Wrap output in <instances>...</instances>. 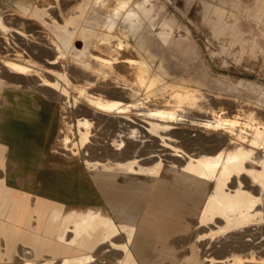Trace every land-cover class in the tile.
I'll return each instance as SVG.
<instances>
[{
    "label": "rangeland",
    "instance_id": "obj_1",
    "mask_svg": "<svg viewBox=\"0 0 264 264\" xmlns=\"http://www.w3.org/2000/svg\"><path fill=\"white\" fill-rule=\"evenodd\" d=\"M83 1L0 0V38H2L0 39V49H2V51L0 50V63L4 64L2 66L0 64V103L4 101V96L6 100L5 105L0 108L3 115L0 120V131L3 134L8 129L7 127L11 125L10 121H13V123L16 120L24 121V114L29 113L28 110H30V114L38 116L37 120L41 121L46 127L37 134V143L30 149L27 147L21 150L11 148V155L13 158L29 160L31 163H35L37 159H42L45 165L42 168L44 173L41 175L42 188L44 189L39 191L38 194L52 192L54 188L55 195L60 196L59 216L56 214L55 220L51 216V211L54 205L55 208L58 206L57 202L53 203L47 198L38 196L37 206L32 209L27 204L28 202L23 200V209H20L12 217L13 220H18L19 224L18 226L17 224H11L17 227L22 226V232L18 233L15 229L8 230V224H5L1 230L7 240L5 247L0 245V264H71L74 257L79 258L77 264H236V261L243 259L244 256L234 255V253H250L251 250L264 252V190L260 186L261 183L253 184L249 176L264 173V0H149L146 2V7L150 9V13L147 15L137 8L140 10L141 20L136 19L138 28L133 30L129 28L130 25L127 26V11L120 12L117 15L113 11L103 12L101 5H95L94 0H89L90 9L87 21L82 22L80 19L78 23L76 22V28L72 27L71 22H68L70 20L69 16H73L78 9H76L77 4ZM117 1L119 0H105V2ZM139 1L141 0H124V2L132 3V6L126 5L125 7H136V2ZM109 9H111V6ZM12 16L15 17V20ZM18 18L22 22H17L19 21ZM108 21L115 22L117 27L125 25V30L120 32L116 30L110 32L109 30L108 33L107 29L103 28ZM11 22L18 24H12ZM67 26L70 29L68 33L64 31ZM43 27L44 32H42ZM163 35L168 38L167 41L163 39ZM3 36L7 39L5 38V40ZM146 40L149 41L150 48H140L138 42H145ZM121 42L124 43L122 46L119 44ZM97 47L104 50L114 47L118 54L112 59L96 58L95 54H100V51L96 49ZM40 49L42 52H40ZM102 53L111 55L106 51ZM121 56L127 61L126 65L130 70L129 72L122 65L120 66L121 69L115 65L117 62L120 63L124 60ZM103 63L109 65L105 66ZM113 65L115 66L113 67ZM4 66L8 68L6 67L5 70ZM109 66L112 67L111 70H109ZM15 71H18L19 74L17 75ZM125 71L127 75H125ZM13 74H16V77ZM140 74L144 76V79L141 80ZM8 77L10 78L8 79ZM99 78L101 79L99 80ZM152 78H158L159 82L150 85L149 82L152 81ZM185 79L191 80L192 84L184 83ZM2 80H6L4 83L7 82V84H4ZM196 85L201 89L197 90ZM119 87L129 88V92L132 94L128 93L127 89ZM178 90L181 91L179 93L174 92ZM183 91H185L184 94ZM125 92L130 96H124L123 93ZM193 94H197V96ZM117 95L122 98L116 99ZM131 95L135 96L132 97ZM176 99L179 100L176 101ZM33 100H35V104ZM147 100L149 104H146L148 103ZM136 101H139L138 104H140L138 105ZM197 101L200 103L199 105ZM119 104L122 107H118ZM136 105L138 106L136 107ZM164 105H167V107ZM173 105L176 107L173 108ZM189 105H191L190 108ZM9 106H13L12 111L9 110ZM145 106L148 108H144ZM220 110L223 112H220ZM249 112L255 118L252 123L251 121L243 122L245 119H242L244 116L240 113ZM12 115L13 117H11ZM175 115H177V118H175ZM209 116L212 117L211 120ZM222 116L227 117V120L223 119ZM228 116L237 120L232 123ZM126 120H129V122ZM138 120L140 121L138 122ZM148 121L158 127L151 126V124L149 126ZM211 121H215L216 124L221 122L222 125L219 124L218 129L214 131L216 124ZM126 124L127 127L122 126ZM129 124L131 127H129ZM223 125L224 129L222 128ZM219 126L223 130H219ZM169 130L173 132L170 131L171 135ZM164 131H167V134ZM234 132H238V134H234ZM240 132L243 134L240 135ZM223 134L225 135L223 136ZM218 136L219 140H217ZM226 136L227 140L230 136L228 145L233 143L231 141H234L233 147H231L232 144L230 148L228 147L227 141H225ZM233 136L234 138L237 137L238 142L242 141L240 143L236 141V145ZM2 137H5V135L3 134ZM223 137L225 140L221 141ZM208 138L210 139L208 140ZM116 139H119V141ZM146 141L147 145H145ZM117 146L119 148L115 149ZM147 147L150 151L147 150ZM254 147H257L258 151H255ZM4 148V145L0 143V158L3 157ZM106 148H108L107 151ZM109 150L110 152H108ZM237 151L240 154L242 153V156L239 159H233L234 155L238 153ZM115 154H118V158L114 156ZM211 156L213 157L211 158ZM104 159L106 160L104 161ZM252 160H255L254 163H252ZM181 161L184 165H179ZM49 162L59 165L60 170L52 174L51 168L48 167ZM181 166H183V169ZM212 166L215 168L213 169ZM28 169L34 171L36 168L29 167ZM195 170L206 174L202 175L203 177L196 178V175H194L196 174ZM216 172L218 176L215 174ZM178 174L181 176H177ZM211 174L212 176H210ZM166 175L168 178L165 177ZM245 175H248V177ZM65 176L75 178L79 183L85 184V188L89 191L92 189L91 191L95 193L99 202L98 207L100 209L106 208L108 213H111V221H115L112 226L107 225L103 228L100 227V225H103L102 223L91 221L90 211L92 210L90 206L87 210L81 208L82 210L79 209L75 213L76 208H73V206L76 203H67L62 197L66 191L56 189L53 185ZM108 180L109 182H107ZM140 181L144 183L141 185V183H138ZM131 183L138 191H135L138 200L137 207L131 215L132 219L130 217L129 220L123 221L119 215L122 206H115L111 203L110 195L112 193L109 191L116 184L130 185ZM180 183L186 189L183 194L179 190ZM192 183H196L197 186ZM198 184L201 187H198ZM49 186H52V188L50 189ZM227 186L230 188H226ZM204 187H208L209 190ZM191 188L193 189L192 192H190ZM248 188H251V190ZM83 191L80 192L82 196L84 195ZM226 191L229 192V196L225 194ZM189 194L190 197L187 198ZM213 196L215 199H213ZM221 197H223L222 202L220 201ZM226 197L230 200L227 201ZM207 198L208 201L210 200L209 203H207ZM232 198L233 200H231ZM224 199L226 204H223ZM237 199L239 201L242 199L246 204L253 200L252 206L263 211L262 220L259 215L254 216L244 213V205H234V203H237L235 202ZM211 200H215V204L219 202L216 208L212 210L210 207ZM155 202L160 204L156 209ZM204 209H208L207 212ZM229 212L233 213L230 217L236 218V221H234L236 223L232 228L228 229L227 227L226 230H223L225 227L221 229L219 226L225 224L224 218H230L226 214ZM204 214H217L222 217L216 216L213 221H205ZM225 215L226 217H224ZM187 217L190 222L189 226L186 224ZM182 218L185 219L184 230L181 229ZM34 219L36 224L33 223ZM81 219L84 220L83 225L87 229L83 238L79 236L80 232L76 230V222ZM242 220H249L252 223L243 225L244 223H240ZM25 225L26 228H24ZM141 227L142 229H140ZM28 231H35L42 236L46 235L51 241L43 248L42 241H29L26 236ZM96 232L97 234L99 232L98 235L96 234L97 236L95 235ZM7 233L10 234V239L7 238ZM144 233L147 234V237L142 239L141 236ZM86 235H90V237ZM100 235H102L104 241ZM238 235L243 237L242 241L244 240L243 245L240 243V250L235 249V244L237 245L236 236ZM20 237L23 244L31 247L26 249V246L20 248V246L12 245ZM87 238L88 240L89 238L93 239L88 242ZM90 243H92V246ZM122 251L124 252L122 253ZM106 253L107 255H105ZM149 253L151 255H148ZM223 257L229 258L223 262H218ZM246 259H249V257H246Z\"/></svg>",
    "mask_w": 264,
    "mask_h": 264
},
{
    "label": "bare ground",
    "instance_id": "obj_2",
    "mask_svg": "<svg viewBox=\"0 0 264 264\" xmlns=\"http://www.w3.org/2000/svg\"><path fill=\"white\" fill-rule=\"evenodd\" d=\"M102 1L103 2H105V0H94V2L96 3V4H101L102 3ZM119 1H121V2H119ZM119 1H117L116 3H119V5H122V3L123 4H125V6L126 5H130V6H132V3L131 2H124V0H119ZM147 1H149V0H141V1H139V2H144V3H142L141 4V6H140V8H141V10H143V11H145V12H147L148 10H150V9H148L147 7H146V2ZM109 4H110V2H109ZM103 8V7H102ZM4 9V8H3ZM104 11V10H103ZM13 12V11H12ZM102 12V11H101ZM10 14H12L11 12H9ZM8 13V14H9ZM119 14V13H118ZM4 15V14H3ZM6 16V15H5ZM9 16V15H8ZM16 16V15H15ZM18 16V15H17ZM16 16V17H17ZM20 16V15H19ZM18 16V17H19ZM13 18H14V20H15V17L14 16H12ZM21 17V16H20ZM66 17H68V16H66ZM6 18V17H5ZM4 18V19H5ZM8 18H10V17H8ZM66 19V18H65ZM8 20V19H7ZM13 20V21H14ZM18 20L19 21H17V22H20L21 20L18 18ZM25 21H26V19H24ZM30 20V19H29ZM9 21V20H8ZM12 21V20H11ZM32 21V20H31ZM35 21V20H34ZM22 22V21H21ZM6 23V22H5ZM8 23V22H7ZM10 23V22H9ZM12 23V22H11ZM38 23V22H37ZM12 24H18V23H12ZM34 24V23H33ZM32 24V25H33ZM9 25V24H8ZM14 26V25H13ZM17 26H19V25H17ZM34 26V25H33ZM38 26H40V25H38ZM32 27V26H31ZM41 27V26H40ZM18 28V27H17ZM22 28H23V26H22ZM30 28V27H29ZM24 29H26V28H24ZM44 30V27H43V29H42V32H44L43 31ZM1 31V30H0ZM3 31H5V30H3ZM38 31V30H37ZM15 32H17V31H15ZM12 33H13V31H12ZM8 34V33H7ZM10 34V33H9ZM45 34V33H44ZM45 36H47L46 34H45ZM2 37V36H1ZM4 37V39L6 38L5 36H3ZM16 37V36H15ZM20 37H21V35H20ZM51 37V36H50ZM55 37V36H54ZM10 38V37H9ZM8 38V39H9ZM12 38V37H11ZM47 38H48V36H47ZM0 39H2V38H0ZM7 39V38H6ZM5 39V40H6ZM14 39V38H13ZM12 39V40H13ZM108 39V38H107ZM4 40V41H5ZM17 40V39H16ZM52 40V39H51ZM54 40H56V39H54ZM3 41V42H4ZM106 41V40H105ZM1 42V41H0ZM6 42V41H5ZM4 42V43H5ZM20 42V41H19ZM24 42V41H23ZM7 43V42H6ZM9 43V42H8ZM1 44H3V43H1ZM49 44V43H48ZM52 45H53V43H51ZM120 44V46H122V44H124L123 42H121V43H119ZM10 45V44H9ZM21 45V44H20ZM101 45V44H100ZM104 46V45H103ZM1 48H2V45H1ZM4 48V47H3ZM124 48V47H123ZM10 49V48H9ZM98 51H100V54L99 53H97V54H95V56H96V58H114L118 53H116V49L113 47V48H111V49H107V50H104V49H100V48H96ZM1 51H2V49H0ZM29 50V49H28ZM104 51H106V52H109V53H111V55H104L105 53H102V52H104ZM32 52V51H31ZM40 52H42L41 51V49H40ZM157 52V51H156ZM30 53V52H29ZM158 53V52H157ZM34 55V54H33ZM44 55V54H43ZM55 55V54H54ZM6 56V55H5ZM46 56V55H45ZM125 57V56H124ZM130 57V56H129ZM154 57V56H153ZM9 58V57H8ZM40 58V57H39ZM55 58V57H54ZM121 58H123V56H121ZM110 59V60H111ZM120 59V58H119ZM119 59H118V61H119ZM124 59V58H123ZM128 60V59H127ZM1 61V60H0ZM101 61V60H100ZM112 61V60H111ZM121 61V60H120ZM164 61H165V59H164ZM93 62V61H92ZM126 60L124 59L122 62H117L115 65L117 66V68L118 67H120L121 65H122V67L126 70V71H130L129 70V68L127 67V65H126ZM142 62V61H141ZM61 63V62H60ZM70 63V62H69ZM112 63V62H111ZM1 64V66H2V64L3 63H0ZM48 64V63H47ZM99 64H101V63H99ZM104 64V63H103ZM106 64V63H105ZM104 64V65H105ZM4 65V64H3ZM23 65V64H22ZM58 65V64H57ZM60 65V64H59ZM102 65V64H101ZM109 65V64H108ZM108 65H105V66H108ZM115 65H113V67L115 66ZM0 66V67H1ZM53 66H54V64H53ZM96 66V65H95ZM104 66V67H105ZM111 66V65H110ZM110 66H109V68H110ZM7 66H4V69L6 68ZM98 67V66H97ZM102 67V66H101ZM100 67V68H101ZM8 68V67H7ZM10 68H11V66H10ZM16 68V67H15ZM23 68V67H22ZM69 68V67H68ZM108 68V67H107ZM112 68V67H111ZM111 68L109 69V70H111ZM116 68V67H115ZM12 69H14V68H12ZM17 69V68H16ZM71 69V68H70ZM69 69V70H70ZM80 69V68H79ZM103 69V68H102ZM106 69V68H105ZM120 69H121V67H120ZM132 69V68H131ZM6 70V69H5ZM4 70V71H5ZM99 70V69H98ZM113 71H114V68L112 69ZM1 71H2V68H1ZM3 71V72H4ZM9 71V70H8ZM74 71V70H73ZM78 71V70H77ZM93 71V70H92ZM117 71V70H116ZM126 71H125V73H126ZM134 71V70H133ZM139 71V70H138ZM16 72V71H15ZM18 72V71H17ZM16 72V74L18 75L19 74V72L17 73ZM76 72V71H75ZM81 73H82V71H80ZM98 72V71H97ZM120 72V71H119ZM122 72V71H121ZM5 73H7V72H5ZM10 73H11V71H10ZM9 73V74H10ZM72 73V72H71ZM77 73V72H76ZM75 73V74H76ZM114 73V72H113ZM12 74V73H11ZM16 74H13V75H15V77H16ZM92 74V73H91ZM1 75H2V73H1ZM12 75V76H13ZM74 75V74H73ZM95 75V74H94ZM100 75V74H99ZM125 75H127V73L125 74ZM133 75V74H132ZM7 76H8V74H7ZM32 76V75H31ZM30 76V77H31ZM77 76V75H76ZM85 76V75H84ZM87 76V75H86ZM97 76V75H96ZM102 76V75H101ZM113 76V75H112ZM130 76V75H129ZM128 76V77H129ZM140 76V78H141V80L142 79H144V76L143 75H139ZM5 77V76H4ZM19 78H20V75L18 76ZM17 77V78H18ZM103 77V76H102ZM101 77V78H102ZM105 77V76H104ZM120 77V76H119ZM123 77V76H122ZM7 78V77H6ZM10 77H8V79H9ZM13 78V77H12ZM78 78V77H77ZM81 78H82V76H81ZM94 78V77H93ZM101 78H99V80L101 79ZM172 78H173V76H172ZM83 79H85V78H83ZM91 79H92V77H91ZM104 79V78H103ZM107 79V78H106ZM113 79V78H112ZM131 79H133V78H131ZM136 79V78H135ZM134 79V80H135ZM12 80V79H11ZM114 80V79H113ZM126 80V79H125ZM140 80V81H141ZM182 80V79H181ZM3 81V80H2ZM1 81V82H2ZM4 81H6V80H4ZM4 81H3V83H4ZM10 81V80H9ZM9 81H8V83H9ZM13 81V80H12ZM25 81V80H24ZM29 81V80H28ZM80 81H82V80H80ZM111 81V80H110ZM118 81V80H117ZM18 82V81H17ZM30 82V81H29ZM76 82V81H75ZM84 82V81H83ZM120 82V81H119ZM118 82V83H119ZM136 82V81H135ZM157 82H159V79L157 78H155V79H153L152 78V81H150L149 82V84L150 85H154V83H157ZM32 83V82H31ZM34 83V82H33ZM37 83V82H36ZM143 83V82H142ZM184 83H187V84H191V82H186V81H184ZM4 84H7V82L6 83H4ZM3 84V85H4ZM11 84V83H10ZM29 84V83H28ZM38 84V83H37ZM88 84V83H87ZM99 84H101V83H99ZM124 84V83H123ZM118 85V84H117ZM137 85V84H136ZM172 85V84H171ZM41 86V85H40ZM43 86V85H42ZM111 86V85H110ZM125 86H126V84H125ZM147 86V85H146ZM164 86V85H163ZM47 87V86H46ZM103 87V86H102ZM150 87V86H149ZM196 87V89L197 90H199V89H201L200 87H198V86H195ZM49 88V87H48ZM98 88V87H97ZM111 88V87H110ZM119 88H122V87H119ZM135 88V87H134ZM133 88V89H134ZM165 88V87H164ZM52 89V88H51ZM102 89V88H101ZM117 89V88H116ZM122 89H127L128 90V93H131V92H129V88H122ZM121 89V90H122ZM136 89V88H135ZM182 89V88H181ZM43 90H45V89H43ZM56 90V89H55ZM54 90V91H55ZM94 90V89H93ZM166 90V89H165ZM52 92H53V90H51ZM95 91V90H94ZM102 91V90H101ZM123 91V90H122ZM125 91V90H124ZM139 91V90H138ZM143 91H144V86H143ZM156 91V90H155ZM161 91H163V89H161ZM181 90H178V91H174L175 93H179ZM133 92V91H132ZM158 92V91H157ZM56 93V92H55ZM96 93H98V92H96ZM114 93V92H113ZM113 93H111V94H113ZM126 93V92H125ZM123 93L124 94V96L125 95H129L128 93ZM144 93V92H143ZM156 93V92H155ZM154 93V94H155ZM170 93V92H169ZM185 93V91H183V94ZM53 94V93H52ZM57 94V93H56ZM115 94V93H114ZM122 94V95H123ZM132 94V93H131ZM139 94V93H138ZM157 94V93H156ZM162 94H163V92H162ZM171 94V93H170ZM209 94V93H208ZM47 95V94H46ZM58 95H60V94H58ZM116 95V94H115ZM141 95V94H140ZM152 95V94H151ZM169 95V94H168ZM172 95V94H171ZM189 95V94H188ZM194 96H197V94H193ZM118 96V95H117ZM120 96H121V94H120ZM120 96H118L116 99H118ZM130 96V95H129ZM132 97L133 96H135V95H131ZM212 96V95H211ZM128 97V96H127ZM145 97V96H144ZM162 97V96H161ZM208 97V96H207ZM63 98V97H62ZM122 97H120V99H121ZM131 98V97H130ZM140 98V97H139ZM166 98V97H165ZM164 98V99H165ZM169 98V97H168ZM174 98V97H173ZM177 98V97H176ZM60 99V98H59ZM129 99V98H128ZM141 99V98H140ZM147 99V98H146ZM155 99V98H154ZM163 99V100H164ZM170 99H171V97H170ZM175 99V98H174ZM193 99V98H192ZM143 100V99H142ZM153 100V99H152ZM163 100H162V102H163ZM173 100V99H172ZM179 100V99H178ZM177 99H176V101H178ZM184 100V99H183ZM187 100V99H186ZM185 100V101H186ZM188 100H189V98H188ZM199 100V99H198ZM208 100V99H207ZM215 100V99H214ZM120 101V100H119ZM123 101V100H122ZM127 101V100H126ZM128 101H131V100H128ZM144 101H145V99H144ZM148 101V100H147ZM153 101H156V100H153ZM152 101V102H153ZM167 101H169V100H167ZM171 101V100H170ZM174 101V100H173ZM172 101V102H173ZM191 101V100H190ZM194 101V100H193ZM211 101V100H210ZM134 102V101H133ZM137 102V101H136ZM139 102V101H138ZM138 102H137V104H138ZM141 102V101H140ZM151 102V101H150ZM158 102V101H157ZM184 102V101H183ZM196 102V101H195ZM201 102V101H200ZM86 103V102H85ZM129 103V102H128ZM154 103V102H153ZM160 103V102H159ZM171 103V102H170ZM169 103V104H170ZM177 103V102H176ZM189 104H190V102H188ZM207 103V102H206ZM96 104V103H95ZM111 104V103H110ZM124 104H125V102H124ZM140 104V103H139ZM138 104V105H139ZM146 104H149V101H148V103H146ZM152 104V103H151ZM150 104V106H152ZM173 104H174V102H173ZM179 104V103H178ZM182 104V103H181ZM186 104V103H185ZM192 104H193V102H192ZM197 104L199 105L200 103H198V101H197ZM201 104H203V103H201ZM210 104V103H209ZM212 104V103H211ZM120 105V106H119ZM118 105V107H122L121 106V104H119ZM138 105H136V107L138 106ZM162 105H163V103H162ZM161 105V106H162ZM172 105V104H171ZM176 105V104H175ZM175 105H173V108H174V106ZM197 105V106H198ZM204 105H206V104H204ZM208 105V104H207ZM85 106V105H84ZM102 106V105H101ZM117 106V105H116ZM129 106V105H128ZM142 106V105H141ZM148 107H150L149 105H147ZM157 106V105H156ZM165 107H167V105H164ZM170 106V105H169ZM177 106V105H176ZM175 106V107H176ZM190 106L191 105H189L188 107L190 108ZM196 106V107H197ZM113 107H114V105H113ZM112 107V108H113ZM131 107V106H130ZM129 107V108H130ZM133 107V106H132ZM131 107V108H132ZM148 107H144V108H148ZM153 107H154V104H153ZM152 107V108H153ZM164 107V108H165ZM185 107H187V106H185ZM187 107V108H188ZM199 107V106H198ZM203 107V106H202ZM86 108V107H85ZM88 108V107H87ZM109 108V107H108ZM115 108V107H114ZM126 108H127V106H126ZM151 108V109H152ZM155 108V107H154ZM158 108V107H157ZM161 108V107H160ZM163 108V107H162ZM161 108V109H162ZM171 108H172V106H171ZM200 108V107H199ZM206 108V107H205ZM234 108V107H233ZM75 109V108H74ZM135 109V108H134ZM133 109V110H134ZM169 109V108H168ZM185 109V108H184ZM207 109H208V107H207ZM9 110H13V106H9ZM79 110V109H78ZM92 110V109H91ZM120 110L122 111V109L120 108ZM145 110H147V109H145ZM144 110V111H145ZM154 110V109H153ZM171 110H173V109H171ZM179 110V109H178ZM206 110V109H205ZM223 110H224V108H223ZM10 111V112H11ZM29 111V113L28 112H26L25 114H24V116H25V120L24 121H21V120H16L15 121V123H13V121H10L9 123L11 124L10 126H8L7 128L9 129V128H11V130H12V135H10V137H12V139H13V144H12V149H14V150H21L22 148H24V147H27L28 149H30L31 147H34V145L37 143V140H38V137H37V134H39L41 131H42V129L44 128V127H46L41 121H39V120H37V118H38V116L37 115H34V114H30L31 112H30V110H28ZM80 111H82V110H80ZM110 111V110H109ZM118 111V110H117ZM148 111H149V109H148ZM76 112V111H75ZM88 112V111H87ZM92 112V111H91ZM108 112V111H107ZM126 112V111H125ZM147 112V111H146ZM145 112V113H146ZM178 112V111H177ZM200 112V111H199ZM207 112V111H206ZM209 112V111H208ZM217 112V111H216ZM220 112H223V111H221L220 110ZM220 112H219V115H220ZM238 112V111H237ZM244 112V111H243ZM93 113V112H92ZM91 113V114H92ZM167 113V112H166ZM180 113V112H179ZM203 113V112H202ZM210 113V112H209ZM212 113V112H211ZM78 114V113H77ZM80 114V113H79ZM149 114V113H148ZM148 114H146L147 116H148ZM178 114V113H177ZM206 114V113H205ZM225 114V113H224ZM70 115V114H69ZM93 115V114H92ZM150 115V114H149ZM153 115V114H152ZM169 115V114H168ZM226 115V114H225ZM224 115V116H225ZM238 115V114H237ZM240 115H242V116H244L242 119H245V121H243V122H247V121H251V123H252V121H253V119L255 118L254 117V115L252 114V113H240ZM147 116H145V117H147ZM151 116V115H150ZM156 116H157V114H156ZM176 116V117H175ZM174 117L175 118H177V115H175ZM212 116V115H211ZM241 116V117H242ZM261 116V115H260ZM11 117H13V115L11 116ZM108 117V116H107ZM118 117V116H117ZM154 117V116H153ZM163 117V116H162ZM178 117H180V116H178ZM187 117V116H186ZM215 117V116H214ZM218 117H220V116H218ZM223 117V116H222ZM229 117V116H228ZM231 117V116H230ZM229 117V119H231V122L232 123H234L235 122V120H237V119H232V118H230ZM239 117V116H238ZM238 117H236V118H238ZM68 118V117H67ZM105 118V117H104ZM209 118H210V116H209ZM235 118V117H234ZM13 119V118H12ZM69 119V118H68ZM109 119V118H108ZM118 119V118H117ZM146 119V118H145ZM167 119V118H166ZM165 119V120H166ZM174 119V118H173ZM186 119V118H185ZM191 119V118H190ZM194 119V118H193ZM212 119V117L210 118V120ZM222 119V118H221ZM223 119H226L227 120V117L225 118V117H223ZM239 119H241V118H239ZM261 119V118H260ZM65 120V119H64ZM97 120H98V118H97ZM96 120V121H97ZM123 120V119H122ZM163 120V119H162ZM169 120V119H168ZM171 120V119H170ZM214 120V119H213ZM85 121H87V120H85ZM115 121V120H114ZM118 121V120H117ZM116 121V122H117ZM124 121V120H123ZM126 121H128L129 122V120H126ZM125 121V122H126ZM140 120H138V122H139ZM149 121H151V120H149ZM148 121V122H149ZM207 121H209V119H207ZM225 121V120H224ZM223 121V122H224ZM103 122V121H102ZM111 122H112V120H111ZM193 122H194V120H193ZM204 122V121H203ZM211 122H214V124H216L215 123V121H211ZM220 122V121H219ZM226 122H228V121H226ZM231 122L229 121V123H230V126H231ZM242 122V124H244ZM12 123H13V125H12ZM134 123H137V122H134ZM145 123V122H144ZM152 122H149V126H150V124H151ZM195 123V122H194ZM199 123V122H198ZM100 124V123H99ZM104 124V123H103ZM123 124V123H122ZM125 124V123H124ZM139 124V123H138ZM147 124V123H146ZM200 124V123H199ZM202 124V123H201ZM210 124V123H209ZM208 124V125H209ZM213 124V125H214ZM219 124H221V122L219 123ZM218 124V122H217V124H216V127L219 125ZM242 124L241 125H239L240 127L242 126ZM130 125V124H129ZM128 125V126H129ZM135 125V124H134ZM141 125V124H140ZM153 124H151V126H152ZM163 125V124H162ZM190 125H191V122H190ZM196 125V124H195ZM222 125V124H221ZM220 125V126H221ZM237 125V124H236ZM72 126V125H71ZM97 126V125H96ZM108 126V125H107ZM122 126H126L127 127V124L126 125H122ZM121 126V127H122ZM133 126V125H132ZM154 126V125H153ZM155 126H157V125H155ZM154 126V127H155ZM168 126V125H167ZM199 126V125H198ZM210 126H212V125H210ZM219 126V130H223L224 129V125H223V129H221V127ZM245 126V125H244ZM247 126V125H246ZM249 126V125H248ZM251 126H253V125H251ZM264 126V125H263ZM101 127H103L102 125H101ZM106 127V126H105ZM113 127V126H112ZM129 127H131V125L129 126ZM158 127V126H157ZM156 127V128H157ZM205 127V126H204ZM207 127V126H206ZM212 127H215V126H212ZM215 127V130L214 131H216V129H218V127L216 128ZM234 127V126H233ZM237 127V126H236ZM235 127V128H236ZM83 128V127H82ZM96 128V127H95ZM98 128V127H97ZM138 128V126L136 127V129ZM211 128V127H210ZM231 128H232V126H231ZM245 128V127H244ZM105 129V128H104ZM110 129V128H109ZM127 129V128H126ZM130 129V128H129ZM135 129V130H136ZM172 129H173V127H172ZM201 129V128H200ZM208 129V128H207ZM228 129V128H227ZM230 129V128H229ZM243 129V128H242ZM241 129V130H242ZM249 129H250V127H249ZM114 130V129H113ZM128 130V129H127ZM132 130H133V127H132ZM134 130V131H135ZM231 130V129H230ZM259 130V129H258ZM264 130V129H263ZM100 131V130H99ZM120 131H122L121 129H120ZM129 131V130H128ZM131 131V130H130ZM143 131V130H142ZM171 130H169V132H170ZM212 131V130H211ZM225 131H226V129H225ZM225 131H224V133H225ZM228 132H229V130H227ZM234 131H235V129H234ZM256 131V130H255ZM255 131H253V132H255ZM79 132V131H78ZM101 132V131H100ZM107 132V131H106ZM162 133H163V131H161ZM165 132V131H164ZM167 132V131H166ZM165 132V133H166ZM172 132V131H171ZM171 132H170V135H171ZM209 132V131H208ZM220 132V131H219ZM239 132V131H238ZM238 132L236 133V132H234V134L236 133V134H238ZM243 132H245V131H243ZM60 133H61V131H60ZM104 133V132H103ZM102 133V134H103ZM129 133V132H128ZM133 133V132H132ZM131 133V134H132ZM135 133V132H134ZM164 133V134H165ZM173 133V132H172ZM201 133V132H200ZM211 133V132H210ZM221 133H223V131H221ZM256 133V132H255ZM147 134V133H146ZM150 134V133H149ZM167 134V133H166ZM169 134V133H168ZM175 134V133H174ZM215 134H217V133H215ZM228 134V133H227ZM226 134V135H227ZM243 134V133H242ZM241 134V132H240V135H242ZM254 134V133H253ZM257 134V133H256ZM263 134V133H262ZM62 135V134H61ZM97 135V134H96ZM100 135V134H99ZM107 135H108V133H107ZM114 135V134H113ZM202 135V134H201ZM200 135V136H201ZM225 134H223V136H224ZM233 135V134H232ZM264 135V134H263ZM131 136H133V135H131ZM147 136V135H146ZM153 136H155V135H153ZM217 136V135H216ZM216 136H215V138H216ZM221 136V135H220ZM246 136V135H245ZM113 137V136H112ZM229 137L230 136H228V140H229ZM255 137V136H254ZM105 138V137H104ZM111 138V137H110ZM109 138V139H110ZM210 138H213V137H210ZM210 138H208V140L210 139ZM233 138H234V136H233ZM237 138V137H236ZM236 138H234L235 139V142L237 141L236 140ZM247 138H248V136H247ZM84 139V138H83ZM119 139H121V138H119ZM119 139H116L117 141H119ZM160 139V138H159ZM169 139V138H168ZM206 139V138H205ZM214 139V138H213ZM220 138H219V136H218V138H217V140H219ZM222 139V138H221ZM249 139V138H248ZM250 139H252V138H250ZM114 140H115V138H114ZM154 140H155V138H154ZM157 140V139H156ZM212 140V139H211ZM225 139H224V137H223V140H221V141H224ZM227 140V136H226V140L225 141H227L226 143H227V145H228V143L230 142V140L228 141ZM247 140V139H246ZM60 141V140H59ZM104 141V140H103ZM123 141V140H122ZM148 141V140H147ZM147 141L145 142V145H147L146 143H147ZM181 141V140H180ZM201 141V140H200ZM215 140H213V142H214ZM242 141V140H241ZM240 141V142H241ZM248 141V140H247ZM246 141V142H247ZM99 142V141H98ZM101 142V141H100ZM128 142V141H127ZM212 142V143H213ZM231 142H233L234 143V141H231ZM238 142V141H237ZM237 142L235 143L236 145H237ZM240 142H238V143H240ZM91 143V142H90ZM122 143V142H121ZM133 143H134V141H133ZM135 143H137V142H135ZM156 143H158V142H156ZM215 143H216V141H215ZM225 143V142H224ZM233 143H231L230 145H231V147H233ZM248 143V142H247ZM250 143V142H249ZM87 144H88V142H87ZM102 144V143H101ZM104 144H106V143H104ZM119 144V143H118ZM140 144V143H139ZM138 144V145H139ZM152 144V143H151ZM159 144V143H158ZM179 144V143H178ZM211 144V143H210ZM221 144V143H220ZM234 144V145H235ZM255 144V143H254ZM108 145V144H107ZM112 145V144H111ZM114 145H116L115 143H114ZM130 145V144H129ZM141 145V144H140ZM154 145V144H153ZM191 145V144H190ZM201 145V144H200ZM206 145V144H205ZM219 145V144H218ZM230 145H228V147L230 148ZM243 145H244V142H243ZM109 146V145H108ZM211 146V145H210ZM238 146H241V145H238ZM238 146H236V147H238ZM87 147V146H86ZM88 147H90V146H88ZM113 147V146H112ZM111 147V148H112ZM126 147V146H125ZM135 147V146H134ZM149 147H150V145H149ZM154 148H156L155 146H153ZM217 147H219V146H217ZM248 147V146H247ZM247 147H246V149H247ZM84 148H85V146H84ZM91 148V147H90ZM101 148V147H100ZM114 148V147H113ZM116 148H119L118 146L117 147H115V149ZM136 148V147H135ZM201 148V147H200ZM228 148V149H229ZM255 148V147H254ZM257 148V147H256ZM255 148V151H258V149H256ZM93 149V148H92ZM107 149L108 148H106V151H107ZM144 149V148H143ZM171 149V148H170ZM220 149V148H219ZM234 149V148H233ZM236 149V148H235ZM234 149V150H235ZM243 149H245V148H243ZM246 149H245V151H246ZM250 149V148H249ZM252 149V148H251ZM90 150V149H89ZM93 150H95V149H93ZM127 150V149H126ZM147 150L148 151H150L149 149H148V147H147ZM147 150H146V152H147ZM205 150V149H204ZM254 150V149H253ZM96 151H97V149H96ZM99 151V150H98ZM111 151H112V149H111ZM114 151V150H113ZM129 151V150H128ZM153 151V150H152ZM163 151V150H162ZM188 151V150H187ZM207 151H209V150H207ZM220 151H221V149H220ZM251 151V150H250ZM90 152V151H89ZM108 152H110V150L108 151ZM118 152L120 153V151H119V149H118ZM124 152V151H123ZM160 152V151H159ZM190 152V151H189ZM205 153H206V151H204ZM210 152V151H209ZM212 152V151H211ZM215 151L213 150V153H214ZM217 152H218V150H217ZM227 152V151H226ZM238 152V151H237ZM94 153V152H93ZM98 153V152H97ZM126 153H128V152H126ZM145 153V152H144ZM162 153V152H161ZM258 153V152H257ZM92 154V153H91ZM110 154V153H109ZM123 154V153H122ZM147 154V153H146ZM207 154V153H206ZM206 154H204V155H206ZM215 154V153H214ZM93 155V154H92ZM118 155V154H117ZM116 154L114 155V156H117ZM124 155V154H123ZM134 155V154H133ZM163 155V154H162ZM198 155V154H197ZM253 155V154H252ZM257 155V154H256ZM83 156V155H82ZM85 156V155H84ZM96 156V155H95ZM100 157L102 156V155H99ZM107 156V155H106ZM111 156H113V155H111ZM121 156V155H120ZM132 156V155H131ZM147 156V155H146ZM169 156H171V155H169ZM188 156V155H187ZM219 156V155H218ZM242 156V153L240 154L239 152L238 153H236L235 155H234V158L233 159H239L240 157ZM89 157H91V156H89ZM88 157V158H89ZM99 157V158H100ZM153 157V156H152ZM155 157V156H154ZM173 157H175V156H173ZM192 157H194V156H192ZM197 157V156H196ZM201 157H203V156H201ZM213 156H211V158H212ZM232 157V156H231ZM249 157H250V154H249ZM257 157V156H256ZM97 158V157H96ZM103 158V157H102ZM104 158H107V157H104ZM112 158V157H111ZM114 158V157H113ZM117 158H118V156H117ZM120 158V157H119ZM125 158V157H124ZM222 158V157H221ZM94 159V158H93ZM109 159V158H108ZM122 159V158H121ZM176 159V158H175ZM184 159V158H183ZM194 159V158H193ZM232 158H231V160H233ZM247 159V158H246ZM249 159H251V158H249ZM259 159V158H258ZM106 159H104V161H105ZM117 160V159H116ZM120 160V159H119ZM143 160V159H142ZM185 160V159H184ZM183 160V161H184ZM190 160V159H189ZM210 160V159H209ZM257 160V159H256ZM100 161V160H99ZM103 161V160H102ZM145 161H146V159H145ZM155 161V160H154ZM157 161V160H156ZM169 161H170V159H169ZM196 161V160H195ZM201 161V160H200ZM223 161H224V159H223ZM254 161L255 160H252V163H254ZM128 162V161H127ZM131 162H132V160H131ZM144 162V161H143ZM194 162V161H193ZM196 162H198V161H196ZM207 162V161H206ZM220 162V161H219ZM246 162V161H245ZM263 162V161H262ZM262 162H261V164H262ZM181 164H179V165H184V163L182 164V161L180 162ZM127 164V163H126ZM129 164V163H128ZM176 164V163H175ZM222 164V163H221ZM246 164H248V163H246ZM207 165V164H206ZM211 165V164H210ZM220 165V164H219ZM219 165H218V167H219ZM251 165V164H250ZM263 165V164H262ZM129 166V165H128ZM189 166V165H188ZM213 166H214V164H213ZM212 166V167H213ZM221 166V165H220ZM228 166V165H227ZM246 166V165H245ZM252 166V165H251ZM130 167V166H129ZM166 167V166H165ZM183 166H181V168H182ZM134 168V167H133ZM140 168V167H139ZM185 168V167H184ZM215 167H213V169H214ZM221 168V167H220ZM244 168H246V167H244ZM183 169V168H182ZM182 169H181V171H182ZM219 169V168H218ZM251 169H253V168H251ZM148 170V169H147ZM178 170V169H177ZM199 170V169H198ZM196 171L195 170V172H196V174H194V175H196V178L197 177H201L202 175H205L206 173H204V172H199V171ZM248 170V169H247ZM264 170V169H263ZM179 171V170H178ZM189 171V170H188ZM253 171V170H252ZM96 172V171H95ZM169 172V171H168ZM171 172V171H170ZM256 172V171H255ZM255 172H254V174H255ZM264 172V171H263ZM139 173V172H138ZM250 173V172H249ZM260 173V172H259ZM215 174H217V176H218V173L216 172ZM214 174V175H215ZM234 174H235V172H234ZM242 174V173H241ZM246 174V173H245ZM248 174V173H247ZM253 174V173H252ZM151 175V174H150ZM164 175H165V173H164ZM169 175V174H168ZM213 175V176H214ZM157 176V175H156ZM173 176V175H172ZM177 176H181L180 174H178ZM185 176V175H184ZM210 176H212V174L210 175ZM245 176H247L248 177V175H245ZM249 176H251V175H249ZM262 176V175H261ZM124 177V176H123ZM159 177V176H158ZM160 177H162V176H160ZM165 177H167L168 178V176L166 175ZM164 177V178H165ZM176 177V176H175ZM203 177V176H202ZM208 177V176H207ZM142 178V177H141ZM152 179H154L153 177H151ZM215 178V177H214ZM218 178V177H217ZM245 178V177H244ZM255 178H257V177H255ZM121 179V178H120ZM124 179V178H123ZM171 179V178H170ZM207 179V178H206ZM252 179H253V175H252ZM110 180V179H109ZM109 180L107 181V182H109ZM195 180V179H194ZM200 180V179H199ZM262 180V179H261ZM260 180V183L262 182ZM50 181V180H49ZM183 181V180H182ZM264 181V180H263ZM51 182V181H50ZM180 182V181H179ZM179 182H177V183H179ZM184 182H185V180H184ZM183 182V184H185ZM190 182V181H189ZM138 183H141V181L140 182H138ZM137 183V184H138ZM142 183H144L143 181H142ZM142 183H141V185H142ZM150 183V182H149ZM176 183V184H177ZM204 183V182H203ZM242 183V182H241ZM258 183V182H257ZM107 184H109V183H107ZM111 184V183H110ZM181 184V183H180ZM193 184V183H192ZM196 184V183H195ZM195 184H193V185H195ZM254 184V183H253ZM259 184V183H258ZM50 185V184H49ZM54 185V187L56 188V189H59V190H65L66 192L65 193H63V198H64V200L67 202V203H76V204H80V205H76L75 204V206H73V208H76V210H75V213L76 212H78L77 210H79V209H81V208H84V210H87V208H89V206H90V208H91V210L92 211H90V213H91V215H92V219H91V221H93V222H100V223H102L103 225H100V227L102 226L103 228H104V226H107V225H109V226H112L113 225V222H115L114 220H112L111 221V216H110V214L111 213H108V211H107V209L106 208H99L98 207V200L96 199V196H95V193L93 192V191H89V190H87L85 187H86V185L85 184H83V183H79L75 178H69L68 176H65L62 180H59V182L57 181L56 182V184H53ZM114 185V184H113ZM136 185V184H135ZM140 185V186H141ZM144 185V184H143ZM170 185V184H169ZM172 185V184H171ZM191 185V184H190ZM189 185V186H190ZM193 185H191L192 187H193ZM215 185V184H214ZM219 185H220V183H219ZM244 185V184H243ZM256 185V184H255ZM262 185H263V182H262ZM111 186V185H110ZM176 186V185H175ZM186 186V185H185ZM195 186H197V185H195ZM205 186H207V185H205ZM232 186V185H231ZM234 186V185H233ZM242 186V185H241ZM240 186V187H241ZM254 186V185H253ZM112 187V186H111ZM137 187V186H136ZM145 187V186H144ZM171 187H173V186H171ZM184 186L181 184L180 185V187H179V190H180V192L183 194V192L186 190L185 188H183ZM198 187H201V186H199V184H198ZM218 187V186H217ZM220 187V186H219ZM49 188L51 189L52 188V186H49ZM135 187L133 186V183H131L130 185H118V184H116L115 186H113V188L109 191V192H111L112 194L110 195V198H111V203L113 204V205H115V206H118V205H120V206H122V211H120L121 212V214H119L120 215V218L121 219H123V221H127V219L129 220L130 219V217H131V215H132V213L134 212V209H135V207H137V202H138V200H137V195H135V193L136 192H138V191H136V188L134 189ZM204 188H208V187H204ZM214 188V187H213ZM226 188H230L229 186H227ZM236 188V187H235ZM238 188H239V186H238ZM262 188H264V187H262ZM108 189H109V187H108ZM177 189H178V187H177ZM189 189V188H188ZM195 190H196V188H194ZM240 189V188H239ZM248 189H250L251 190V188H248ZM81 190L83 191V196L82 195H80L81 193ZM137 190H138V187H137ZM192 188H191V190H190V192H192ZM204 190V189H203ZM208 190H209V188H208ZM208 190H206V191H208ZM212 190V189H211ZM243 190V189H242ZM246 190V189H245ZM136 191V192H135ZM201 191V190H200ZM218 191V190H217ZM229 191V190H228ZM231 191H232V189H231ZM230 191V192H231ZM205 192V191H204ZM227 192V191H226ZM225 192V194H227L228 195V193L229 192H227L226 193ZM235 192V191H234ZM238 192V191H237ZM139 193H140V190H139ZM206 193V192H205ZM220 193V192H219ZM224 193V192H223ZM233 193V192H232ZM239 193H241V192H239ZM252 193H254V192H252ZM137 194V193H136ZM141 194V193H140ZM237 195V194H236ZM235 195V196H236ZM254 195V194H253ZM219 196H220V194H219ZM218 196V197H219ZM229 196V195H228ZM232 196H234V195H232ZM242 196V195H241ZM241 196H240V198H241ZM188 197H190V194L187 196V198ZM212 197V196H211ZM214 197V196H213ZM225 197V196H224ZM247 197V196H246ZM245 197V198H246ZM254 197V196H253ZM258 198H259V196H257ZM222 198L223 197H221V202H222ZM231 198V197H230ZM144 199V198H143ZM212 199V198H211ZM213 199H215V197L213 198ZM217 199V198H216ZM226 199H227V197H226ZM235 199V198H234ZM261 199V198H260ZM137 200V201H136ZM218 200V199H217ZM230 200V199H229ZM228 199H227V201H229ZM231 200H233V198L231 199ZM192 201V200H191ZM207 201H208V198H207ZM210 201V200H209ZM209 201L207 202V203H209ZM215 200H211V210L212 209H215L216 208V205L219 203H216L215 204V202H214ZM247 201H249V200H247ZM257 201V200H256ZM235 202H237L236 204L232 201V203H234V205H239V206H243V205H247V208L249 209V207H251V205L253 204V200H251L248 204H246L242 199L239 201L238 199H237V201L235 200ZM206 203V202H205ZM225 203V199H224V202H223V204ZM222 204V205H223ZM226 204V203H225ZM228 204V203H227ZM231 204V203H230ZM230 204H229V206H230ZM242 204V205H241ZM158 205H160L159 204V202H155V209H156V207L158 206ZM221 205V204H220ZM219 205V206H220ZM232 205V204H231ZM225 206V205H224ZM223 206V207H224ZM227 206V205H226ZM218 207V206H217ZM238 207V206H237ZM243 207H246V206H243ZM243 207H240V208H243ZM255 207V206H254ZM78 208V209H77ZM208 208V207H207ZM224 208H227V207H224ZM230 208H231V206H230ZM229 208V209H230ZM234 208H236L235 206H234ZM118 209H120V208H118ZM251 209V208H250ZM249 209V210H250ZM82 210V209H81ZM206 212H207V210L206 209H204ZM210 210V209H209ZM226 210V209H225ZM246 210V209H245ZM204 211V212H205ZM238 211V210H237ZM80 212V211H79ZM155 212H156V210H155ZM210 212V211H209ZM214 212H216V211H214ZM220 212H221V210H220ZM224 212V211H223ZM240 212V211H239ZM249 212V211H248ZM74 213V214H75ZM241 213V212H240ZM218 214H220V213H218ZM230 214H233V213H230ZM238 214V213H237ZM242 214L244 215V213L242 212ZM61 215V214H60ZM205 215V214H204ZM210 215V214H209ZM221 215V214H220ZM223 215V214H222ZM229 215V214H228ZM59 216V215H58ZM212 216V215H211ZM219 216V215H218ZM235 216H236V214H235ZM241 216V215H240ZM246 216V215H245ZM80 217V216H79ZM203 217V216H202ZM222 217V216H221ZM224 217H226V215L224 216ZM239 217V216H238ZM242 217V216H241ZM240 217V218H241ZM259 217V216H258ZM232 218V217H231ZM244 218V217H243ZM113 219V218H112ZM120 219V220H121ZM131 219H132V217H131ZM215 219V218H214ZM262 219V218H261ZM53 220V219H52ZM200 220H201V218H200ZM203 220V219H202ZM231 220V219H230ZM229 220V221H230ZM83 221L84 220H78L76 223H77V226H76V230H78L80 233H79V236L80 237H84L85 236V233H86V226L85 225H83ZM223 221V220H222ZM255 221V220H254ZM261 221V220H260ZM141 222V221H140ZM224 222V221H223ZM227 222V221H226ZM233 222H234V220H233ZM126 223V222H125ZM220 223V222H219ZM230 224L232 223V222H229ZM73 224V223H72ZM71 224V225H72ZM89 224V223H88ZM87 224V225H88ZM93 224V223H92ZM118 224V223H117ZM132 224H133V222H132ZM132 224H130L131 226H132ZM135 224V223H134ZM137 224V223H136ZM230 224L228 225V227H230ZM57 225V224H56ZM72 226H74V225H72ZM129 226V225H128ZM128 226H127V228H128ZM139 226V225H138ZM221 226H223V225H221ZM58 227V226H57ZM75 227V226H74ZM73 227V228H74ZM204 227V226H203ZM205 227H206V225H205ZM204 227V228H205ZM218 227V226H217ZM135 228V227H134ZM7 229L8 230H10V229H15V230H17L18 231V233H21L22 232V229L23 228H21V227H17V226H13V225H9V227H7ZM99 229V228H98ZM102 229V228H101ZM108 229V228H107ZM106 229V230H107ZM136 229V228H135ZM134 229V230H135ZM140 229H142V227L140 228ZM208 229V228H207ZM223 229V228H222ZM225 229V228H224ZM57 230V229H56ZM138 230V229H137ZM209 230V229H208ZM240 230V229H239ZM99 231V230H98ZM128 231H130L129 229H128ZM200 231V230H199ZM207 231V230H206ZM234 231V230H233ZM242 231V230H241ZM246 231V230H245ZM67 232V231H66ZM107 232H108V230H107ZM202 232V231H201ZM56 233V232H55ZM90 233V232H89ZM92 233H93V231H92ZM91 233V234H92ZM116 233V232H115ZM118 233V232H117ZM245 233V232H244ZM59 234V233H58ZM70 234H72V233H70ZM97 234V232L95 233V235ZM98 234H99V232H98ZM97 234V235H98ZM102 234V233H101ZM111 234V233H110ZM134 234V233H133ZM136 234V233H135ZM194 234H196V233H194ZM7 235V238H9L10 239V234L9 233H7L6 234ZM96 235V236H97ZM123 235V234H122ZM137 235V234H136ZM26 236H27V238L29 239V241H31V242H37V241H42V243H43V248L45 247V245H47L50 241H51V239L48 237V236H46V235H40V234H38L37 232H35V231H28L27 233H26ZM72 236H74V235H72ZM87 236V235H86ZM101 237H102V235H100ZM100 236H98V237H100ZM198 236V235H197ZM244 236V235H243ZM58 237V236H57ZM87 237H90V235H88ZM109 237H111V236H109ZM117 237V236H116ZM131 237V236H130ZM133 237V236H132ZM147 237V234L146 233H144L142 236H141V238L142 239H145ZM222 237V236H221ZM241 236L239 235V238H240ZM96 238V237H95ZM118 238V237H117ZM220 238V237H219ZM233 238V237H232ZM73 239H74V237H73ZM85 239V238H84ZM90 239H93V238H89V240ZM115 239V238H114ZM113 239V240H114ZM125 239V238H124ZM225 239H227V238H225ZM70 240V239H69ZM68 240V241H69ZM86 240H88V238L86 239ZM89 240H88V242H89ZM95 240V239H94ZM96 240H97V238H96ZM102 240H103V237H102ZM106 240V239H105ZM107 240H109V239H107ZM120 240V239H119ZM229 240V239H228ZM236 240H237V238H236ZM66 241V240H65ZM68 241H67V243H68ZM71 241V240H70ZM77 241V240H76ZM85 241V240H84ZM98 241V240H97ZM96 241V242H97ZM104 241V240H103ZM115 241V240H114ZM117 241V240H116ZM115 241V242H116ZM121 242H122V240H120ZM202 241V240H201ZM207 241V240H206ZM233 241V240H232ZM244 241V240H243ZM242 241V242H243ZM246 241V240H245ZM59 242V241H58ZM73 242V241H72ZM75 242V241H74ZM96 242H95V244H96ZM99 242V241H98ZM111 242V241H110ZM118 242V241H117ZM125 242H127L126 240H125ZM199 242V241H198ZM227 242H230V241H227ZM239 242H240V239H239ZM120 243V242H119ZM129 243V242H128ZM203 243H205V242H203ZM232 243V242H231ZM247 243V242H246ZM253 243V242H252ZM72 244V243H71ZM88 244V243H87ZM91 244V246H92V243H90ZM95 244H93V245H95ZM102 244V243H101ZM105 244H107V243H105ZM104 244V245H105ZM125 244V243H124ZM129 244H131V243H129ZM128 244V245H129ZM207 244H208V242H207ZM217 244V243H216ZM21 245V244H20ZM19 245V246H20ZM65 245V244H64ZM79 245V244H78ZM110 245V244H109ZM115 245H116V243H115ZM214 245V244H213ZM212 245V246H213ZM238 245V244H237ZM24 246H26L25 244H24ZM91 246H90V248H91ZM117 246V245H116ZM203 246V245H202ZM218 246V245H217ZM23 247V246H22ZM21 246H20V248H22ZM31 246H26V249L27 248H30ZM80 247V246H79ZM87 247V246H86ZM204 247V246H203ZM223 247V246H222ZM232 247V246H231ZM235 247H236V245H235ZM238 247V246H237ZM3 248V247H2ZM88 249H89V247H87ZM95 248V247H94ZM104 248V247H103ZM106 248V247H105ZM240 248V247H239ZM3 249H5V248H3ZM33 249V248H32ZM133 249V248H132ZM214 249V248H213ZM15 250V249H14ZM20 250V249H19ZM119 250V249H118ZM125 250V249H124ZM211 250V249H210ZM228 250V249H227ZM240 250V249H239ZM3 251V250H2ZM13 251V250H12ZM16 251V250H15ZM33 251V250H32ZM101 251H102V249H101ZM114 251V250H113ZM120 251V250H119ZM126 251V250H125ZM148 251H150V250H148ZM21 252V251H20ZM124 251H122V253H123ZM209 252V251H208ZM225 252V251H224ZM16 253V252H15ZM101 253V252H100ZM108 253V252H107ZM107 253L105 254V255H107ZM118 253V252H117ZM129 253H130V251H129ZM154 253V252H153ZM205 253V252H204ZM209 253H211V252H209ZM227 253V252H226ZM246 253V252H245ZM261 253H262V251H261ZM260 253V254H261ZM31 254V253H30ZM36 254H37V252H36ZM102 254V253H101ZM158 254V253H157ZM247 254V253H246ZM249 254V253H248ZM250 254H251V252H250ZM11 255H13L12 253H11ZM46 255V254H45ZM51 256H52V254H50ZM91 255V254H90ZM148 255H151L150 253L148 254ZM208 255V254H207ZM213 255H215V254H213ZM2 256V255H1ZM216 256V255H215ZM219 256V255H218ZM259 256V255H258ZM15 257V256H14ZM19 257V256H18ZM66 257V256H65ZM128 257V256H127ZM243 257V256H242ZM6 258H7V256H6ZM94 258V257H93ZM114 258V257H113ZM123 258V257H122ZM234 258V257H233ZM256 258V257H255ZM255 258H252V259H254L255 261H256V259ZM15 259V258H14ZM62 259H64V258H62ZM61 259V260H62ZM71 259V258H70ZM78 257H74L73 259H72V261H71V264H77V262H78ZM151 259V258H150ZM60 260V261H61ZM105 260V259H104ZM234 260V259H233ZM249 260V259H248ZM258 260V259H257ZM42 261V260H41ZM56 261V260H55ZM59 261V260H58ZM151 261V260H150ZM221 261V260H220ZM223 261V260H222ZM225 261V260H224ZM251 261V260H250ZM259 261V260H258ZM260 261L261 262H263L262 261V259H260ZM36 262V261H35ZM111 262V261H110ZM17 263V262H16ZM30 263V262H29ZM32 263H33V260H32ZM59 263V262H58ZM61 263V262H60ZM206 263V262H205ZM217 263V262H216ZM232 263V262H231ZM4 264V263H3ZM5 264H8V263H5ZM11 264V263H10ZM13 264V263H12ZM18 264V263H17ZM21 264V263H20ZM37 264V263H36ZM53 264H55V263H53ZM115 264V263H114ZM236 264H243V261L242 260H237L236 261Z\"/></svg>",
    "mask_w": 264,
    "mask_h": 264
},
{
    "label": "crops",
    "instance_id": "obj_3",
    "mask_svg": "<svg viewBox=\"0 0 264 264\" xmlns=\"http://www.w3.org/2000/svg\"><path fill=\"white\" fill-rule=\"evenodd\" d=\"M142 3H144V2H136V5H135L136 7H125V4L122 3V5H119V3H116V2H110V4H109V2H102L100 5H101V7H103L102 8V11L104 10L103 12L113 11L115 15H117L120 12L127 11V13H126L127 19H128L127 26L130 25L129 28H131V30H133L135 28H138L136 19L141 20V16L139 14L140 10H138V9H141L140 6ZM94 4L96 5L95 2H94ZM110 6H111V9H109ZM76 9L77 10L73 14V16H71V15L69 16L70 20L68 21V22H71L70 24H72V27L74 26V28H76V26H77L76 24L78 23V21L80 19L82 20V22L87 21L86 20L87 15H88L89 9H90L89 0H84L83 2H79L76 6ZM143 13L148 15L150 13V10H148L147 12L143 11ZM103 28H106L108 33H109V30H110V32H113L115 30L117 32H120L122 30H125V25L117 27L115 22L108 21L104 25ZM64 31H66V33H68L70 31L69 26L64 28ZM163 39L165 41L168 40V38L164 35H163ZM138 46L140 48L148 49V48H150V43H149V41L146 40L145 42H140V43L138 42ZM185 81L191 82V80H189V79H185ZM5 102H6V100H5V96H4V101L0 103V108H2L3 105H5ZM33 103L35 104V100H33ZM1 118H3V115L0 112V120H1ZM3 134L5 135V137H2ZM3 134L0 131V143H2L5 147L4 151L2 153L3 157L0 158V245L5 247L7 239L5 237V234H3V232L1 230L5 224H8V225L17 224V226H18L19 221L13 220L12 217L15 213L19 212L20 209H23V200L27 201L28 202L27 204L32 209L37 206L38 196L43 197V198H47V199L53 201V203L57 202L58 206H56V208H55V205H54V207L51 211L52 212L51 216L55 220V215L56 214L58 215V213L60 211V207H59L60 196L55 195L54 188H53L52 192L49 191L47 193L43 192L42 194H38L39 191H42V189H44V188H42L43 181H42V176H41L42 173H44L42 168L45 166L43 164V160L37 159L35 163H31L29 160H26V159L13 158L11 155V148H12V144H13V139H12V137H10V135H12L11 128L6 129ZM29 167H35L36 169L34 171H31L28 169ZM48 167L51 168L52 174H55L56 172H58L60 170L59 169L60 166L55 165L52 162H49ZM261 175H253V179H252V176H250V177L252 179V183H257V182L260 183V180L262 179L261 181L263 182V185H262V182L260 185L262 188V187H264V181H263L264 180V173ZM255 177H257V178H255ZM84 182L86 184H88L86 181H84ZM89 187L91 189L90 184H89ZM262 190H264V188H262ZM19 200H20V202H19ZM244 206H246V207H244V211H245L244 213H248V215H254V216L259 215L260 219L262 218V216H263L262 209L260 210V209H257L256 207L254 208L251 205V207H249V209L250 208L251 209L249 210L247 208V205H244ZM223 213H225V212H223ZM34 214L36 215V213H34ZM226 214L228 217H230V215H231L230 212L226 213ZM216 216H218V215L217 214H215V215L214 214H210V215L205 214L204 219H205V221H213L214 218H216ZM232 219L234 221H236L235 220L236 218L235 219L231 218V217L228 219L224 218L225 224H223V226L220 225L219 228L222 229L225 227V229H223V230H226V228L230 224L229 222H232V223L230 224V227H228V229L232 228L234 226V224L236 223V222H233ZM33 223L36 224L35 219H34ZM189 223H190L189 218L187 217L186 224L189 226ZM240 223H244L243 225H245V224L252 223V222H250L249 220H242V221H240ZM184 225H185V219L182 218V223H181V229L182 230H184ZM26 227L27 226L25 225L24 228H26ZM21 228H22V226H21ZM236 238H237L236 243L238 245L235 244L236 245L235 249L238 248L237 250H239L240 249L239 246L241 245L240 243H242V245H243V242L241 240L243 237L241 236L239 238V235H238V236H236ZM239 239H240V242H239ZM12 245L24 246L22 238L21 237L18 238L17 242L15 244H12ZM250 252H251V254L250 253L246 254L245 252H242V253L240 252V253H234V255H241V256L243 255L244 257H243V259H241L243 261V264H264V252L263 251L261 253V250H259V251L251 250ZM246 257H249V260L246 259ZM228 258L229 257H223V258L219 259L218 262H223L224 260H227ZM252 258H255L256 261ZM260 259H262L263 262H261Z\"/></svg>",
    "mask_w": 264,
    "mask_h": 264
}]
</instances>
